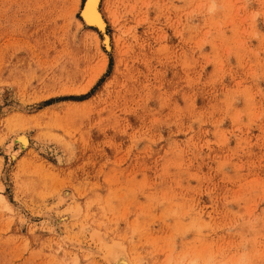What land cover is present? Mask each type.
Returning a JSON list of instances; mask_svg holds the SVG:
<instances>
[{"label":"rangeland","instance_id":"obj_1","mask_svg":"<svg viewBox=\"0 0 264 264\" xmlns=\"http://www.w3.org/2000/svg\"><path fill=\"white\" fill-rule=\"evenodd\" d=\"M82 3L0 0V264H264V0Z\"/></svg>","mask_w":264,"mask_h":264},{"label":"bare ground","instance_id":"obj_2","mask_svg":"<svg viewBox=\"0 0 264 264\" xmlns=\"http://www.w3.org/2000/svg\"><path fill=\"white\" fill-rule=\"evenodd\" d=\"M100 0H83L80 9V16L83 23L86 26L95 28L101 34H103V39H101L102 45L109 49V38L105 33V21L99 11ZM104 32V33H103ZM15 140L18 141L23 147L27 145L28 139L24 132H18L15 135Z\"/></svg>","mask_w":264,"mask_h":264}]
</instances>
